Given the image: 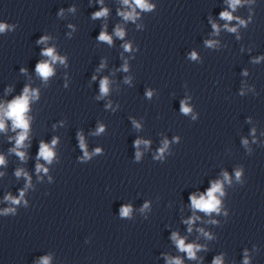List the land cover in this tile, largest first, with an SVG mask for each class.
<instances>
[{
  "label": "clouds",
  "instance_id": "1",
  "mask_svg": "<svg viewBox=\"0 0 264 264\" xmlns=\"http://www.w3.org/2000/svg\"><path fill=\"white\" fill-rule=\"evenodd\" d=\"M124 3H128V0H124ZM135 3L141 7V8H148L150 7L149 5H147L145 3V0H135ZM240 3V0H232V7L235 8L236 4ZM107 10H102L100 12L95 13V17H100L103 15H106ZM125 16V19H131L133 18V14L132 13H127V14H123ZM221 18L225 19V20H231L232 16L228 13V12H222L221 13ZM4 25H0V31L4 30ZM225 27H227V25H225ZM213 28H216V25H213ZM230 31H235V29H230ZM116 35L122 37L123 36V31L120 29L116 30ZM99 39L101 41H106L109 44H111V37L108 36L106 33L101 32L99 35ZM43 42V38L42 41ZM209 45L211 46L214 42L209 41L208 42ZM126 50L128 48V46L126 45ZM43 55L46 56H50L52 57V60L55 61L57 59L56 56L53 55V51L52 49H47L46 51L43 52ZM61 62H63V60H61ZM126 70V69H125ZM23 71V69H22ZM36 71L38 72V74L43 77L45 80L52 75V68L49 66V63L47 62H41L39 64H37L36 66ZM108 81L107 79H104L101 81V92L102 93H106L108 91ZM33 96L36 95L35 92L32 93ZM150 95V94H149ZM28 101H29V89L27 87L24 88L23 91V95L21 97H17L13 102H11L8 105V109L5 113V115L12 119L13 121V127L14 128H20L23 129L24 131L18 135L17 139H16V144L17 147H20L21 145H23L24 140L27 137V130H28V122L25 118V112L28 109ZM183 111L187 112L189 111L188 108H183ZM4 123L3 121H0V130L4 129ZM100 131H103V128L100 129ZM53 145L56 143L55 140L52 141ZM81 147H83V142H81ZM17 155L21 157V159L24 158V153L22 152H17ZM39 157H42L44 160L50 162L52 157H53V152L49 149V147L44 144L43 142H41L40 144V150H39ZM4 163V158L2 156H0V164ZM37 170H41V166L37 165ZM46 171V169H45ZM17 176L21 175L20 171H17L16 173ZM240 173L237 172V177H239ZM227 178V176L225 177ZM221 188H220V184L214 183L213 186L211 187L210 190L207 191V198H205L204 196H201L199 199H197L194 195H190L189 199L191 201L192 207L193 209H199L203 212L206 213H211L213 211H219V204L220 201L215 197L214 193L216 192H220ZM222 194V193H221ZM23 195V193H21V196ZM8 199H11V197H8ZM13 203H19L18 200H13ZM129 209L128 208H124L122 209V215H127L128 214ZM197 217H193V219H190L188 221H186V223H188L189 225H191V223L193 222L194 219H196ZM189 231H191V228H189ZM207 235V234H205ZM173 240L176 241L178 248L181 251H184L187 253L188 257L190 259H195V254H196V250H199V246L196 245H185L184 240L183 239H179L177 237V234L173 233L172 236ZM174 264H181V261L179 259H176L174 261ZM213 264H221V259L219 257H217L214 261ZM245 264H247V259H245Z\"/></svg>",
  "mask_w": 264,
  "mask_h": 264
}]
</instances>
